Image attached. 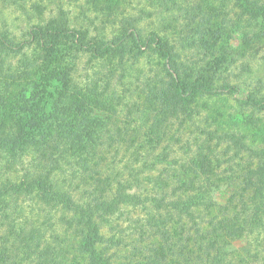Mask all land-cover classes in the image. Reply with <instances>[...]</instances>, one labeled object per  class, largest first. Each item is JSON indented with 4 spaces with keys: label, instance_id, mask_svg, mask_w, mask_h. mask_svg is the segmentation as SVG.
I'll return each instance as SVG.
<instances>
[{
    "label": "trees",
    "instance_id": "obj_1",
    "mask_svg": "<svg viewBox=\"0 0 264 264\" xmlns=\"http://www.w3.org/2000/svg\"><path fill=\"white\" fill-rule=\"evenodd\" d=\"M0 1L6 9L16 10L29 19L43 14L44 6L28 4L29 0ZM216 1L222 8L231 2L237 10V19L245 31L241 34L243 39L249 40L250 36L253 40L264 39V0ZM31 9L35 16L29 15ZM65 15L66 12L59 9L44 24L23 30V39H18L7 29L0 30V56L24 57V49L37 51L32 50L25 69L10 75L13 92L6 108L10 123L6 133L0 136V153L10 158L8 164L21 166L22 175L15 177L16 180L10 177L7 183L0 184V195L22 196L33 201L41 211L43 232H49L42 240L29 235L22 225L17 229L11 220L14 223L8 224L11 248H18L32 264H70L71 251L84 264H114L111 255L104 254L105 245L111 239L105 238L101 227L115 218L129 223L140 241L159 243L160 249L166 245L164 250L167 252L164 251L160 259L147 258L149 264L160 261L165 262L162 264H232L228 247L233 241L264 236V150L251 149L234 134L224 135L234 156L251 154L256 166L249 171L252 179L248 183L247 200L241 201L232 215L207 221L205 229L198 221L196 223L194 211L204 205L207 191L199 185L189 188L187 183L178 180V187L171 189L170 194L168 180L154 175L159 167L165 166L172 152L171 145L166 144L171 119L179 114L190 117L191 101L196 96L224 90L214 84V75L206 77L211 66L207 65L202 74L187 72L176 63L171 48L156 34L141 40L129 32L133 26L110 40L87 38L86 31L67 27ZM216 34L214 31L208 38L202 36L200 40L213 48ZM129 39L136 42L138 49L151 48L165 57L162 67L167 72V79L164 82L146 81L143 101L128 107L129 111L138 114L134 127L137 137L129 160L119 168L110 167L107 191L84 193L79 180L103 146L108 128L107 119L89 114L88 107L94 105L96 109L105 104L110 106L113 101L122 104V101L116 90L107 103L103 102L109 82L101 92L90 91L88 84L81 88L85 94L80 89L74 92L70 84L76 54H87L89 61L112 58L121 61L129 52ZM224 58L221 55L218 63ZM220 65L212 67L218 69ZM257 87L246 94L244 103L262 109V85ZM194 161L192 158L191 163ZM191 170L192 167L190 173ZM130 211L135 214L131 215ZM55 215L65 223L61 230L53 229L52 217ZM179 221L184 222L187 230V224L191 222L195 228L193 234L197 236L190 249L185 245L184 253L174 252L173 247L178 242L171 238V227ZM187 230L184 228L182 232ZM176 257L177 262L169 260Z\"/></svg>",
    "mask_w": 264,
    "mask_h": 264
},
{
    "label": "rangeland",
    "instance_id": "obj_2",
    "mask_svg": "<svg viewBox=\"0 0 264 264\" xmlns=\"http://www.w3.org/2000/svg\"><path fill=\"white\" fill-rule=\"evenodd\" d=\"M29 1L28 4L44 6L41 16L36 17L31 9L29 15L35 17L29 19L16 10L6 9L0 1V30L7 29L20 39L23 30L35 24H44L61 9L66 12L67 27L86 31L87 38L110 40L133 26L129 32L132 31L141 40L156 34L171 48L176 63L187 72L202 74L207 65L211 66L206 77L214 75V84L224 90L213 95L196 96L191 101L193 111L190 117L179 114L171 119L166 144L171 145L172 152L165 166L159 167L154 175L168 180L167 190L170 194L171 189L178 187V180L187 183L189 188L199 185L207 191L204 205L194 211L196 223L198 221L203 229L210 219L219 220L232 215L240 202L247 200L248 183L252 179L249 171L256 166V160L248 153L234 156V150L229 148L223 137L234 134L251 149L264 150V108L250 107L244 103L246 94L252 89L257 90L258 84L262 85L260 92L264 94V39L253 40L251 36L249 40L242 38L241 34L245 32L243 24L238 21L237 10L231 2L222 8L216 0ZM214 31H217L216 43L212 48L200 37L208 38ZM129 47V52L121 61L116 58L89 61L87 54H76L70 84L74 92L78 89L83 92L81 88L86 84L91 87L90 91L101 92L109 82L110 87L103 93V102L109 101L116 90L122 101V104L113 101L110 106L105 104L96 109L94 105L88 107L89 114L107 119L108 128L103 146L79 180L84 193L107 191L110 167L119 168L129 160L137 137L134 127L138 114L129 111L128 107L143 101L146 81L164 82L167 79V72L162 67L165 57L151 48L138 49L133 39H129ZM24 50V57L0 56V136L6 133L10 123L6 117L9 97L13 92L10 75L25 69L31 53H37L32 48ZM221 55L225 58L218 63ZM217 64H221L220 67L213 68ZM192 158H195V164L191 163ZM9 161L10 158L1 152L0 184L7 183L10 177L16 180L15 177L22 175L21 166L13 167L14 164H8ZM173 174L175 176L170 178ZM130 212L131 215L135 214ZM52 219L55 230H61L65 225L59 215ZM11 220L17 229L22 225L29 235L43 240L49 236V232H43L40 208L22 196L11 198L0 195V264H32L19 253L18 248H11L12 236L8 229V224L13 223ZM183 223L179 221L171 227V238L178 242L173 247L177 253H184L182 249L185 245L190 249L197 241L193 224L188 222L187 230ZM184 228L186 233L182 232ZM101 233L106 239H111V242L104 244V254L111 255L114 264H149L147 258L158 260L166 251V245L160 249L159 243L140 241L129 223L115 218L102 225ZM228 251L232 264H264V236L239 238L229 245ZM68 257L70 264H84L74 251ZM169 260L177 262L178 257ZM162 263L165 262L158 264Z\"/></svg>",
    "mask_w": 264,
    "mask_h": 264
}]
</instances>
